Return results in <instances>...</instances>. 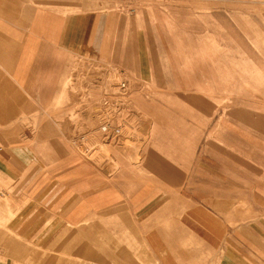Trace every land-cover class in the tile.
<instances>
[{"label":"rangeland","instance_id":"rangeland-1","mask_svg":"<svg viewBox=\"0 0 264 264\" xmlns=\"http://www.w3.org/2000/svg\"><path fill=\"white\" fill-rule=\"evenodd\" d=\"M110 3L127 30L108 61L68 55L54 92L31 94L32 110L13 80L0 153L4 169H20L0 173V246L21 207L13 199L26 193L18 188L52 181L108 203L106 212L87 206L77 222V264H264V85L252 80L264 82V0ZM210 42L233 71L217 75ZM201 59L205 77L191 70ZM241 60L259 75L237 72ZM105 120L120 134L102 135ZM142 199L135 213L123 205ZM155 206V220H138Z\"/></svg>","mask_w":264,"mask_h":264},{"label":"crops","instance_id":"crops-1","mask_svg":"<svg viewBox=\"0 0 264 264\" xmlns=\"http://www.w3.org/2000/svg\"><path fill=\"white\" fill-rule=\"evenodd\" d=\"M110 1L112 0H0V94H5L4 105L0 101V110L3 111L0 113V125L8 124L13 119L14 79L20 83L22 89H26L30 97L28 102L31 103L24 108L32 110L34 107L31 106V94L54 92L50 89L55 88L51 80L61 78L63 64L68 55L84 61L109 60L114 47L125 37L127 30L121 22L119 8H109ZM206 45L210 46L207 50L212 57L213 69L219 72L217 75L222 71H233L230 67L226 68L224 61L216 59L217 51L212 42ZM241 62L240 68H235L237 72L245 70L250 77L259 75L254 63L248 70L244 68L247 67L245 62ZM205 67L201 59L191 66V70L197 72L198 76L205 77ZM252 80L264 85L261 79ZM205 101L203 98L202 102ZM161 123V120L153 118L154 133H158L157 128ZM62 124L65 125L63 122ZM100 125L98 130L102 133ZM4 130L3 133L7 134L8 131ZM10 133H15V130ZM53 135L44 133L42 140H66L62 135ZM15 145L19 155L23 156L26 146ZM170 146L172 149L179 148L176 143ZM6 157L5 152L0 153V173L5 176L10 171L15 173L20 169L9 164L5 166V170L3 159ZM25 186L18 188L26 191L21 194L22 198L13 199L20 201L21 207L12 216L10 229L2 236L7 240L0 246V264H77V255L84 251V248L78 246L77 222L90 215L87 206H100L101 212H106L107 200L78 198L76 186L66 182L51 181L44 182L39 187ZM147 202L149 200L142 199L139 204L127 202L123 205H127L135 213L146 206ZM78 206H86L85 213L80 218ZM156 214V206L150 207L148 213L138 220H155ZM88 226L92 227L88 224L82 228H89ZM148 240L149 245L153 246L155 241L153 242L151 230L148 232ZM155 251H149V254Z\"/></svg>","mask_w":264,"mask_h":264},{"label":"built area","instance_id":"built-area-1","mask_svg":"<svg viewBox=\"0 0 264 264\" xmlns=\"http://www.w3.org/2000/svg\"><path fill=\"white\" fill-rule=\"evenodd\" d=\"M100 129H101V132L105 136H108V135H118V133L120 132V127L111 125L106 120L103 121V122H101ZM3 193H4V189L2 187H0V196H2Z\"/></svg>","mask_w":264,"mask_h":264}]
</instances>
